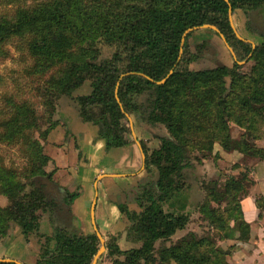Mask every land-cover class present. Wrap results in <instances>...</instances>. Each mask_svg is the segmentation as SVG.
<instances>
[{
	"label": "trees",
	"instance_id": "16d2710c",
	"mask_svg": "<svg viewBox=\"0 0 264 264\" xmlns=\"http://www.w3.org/2000/svg\"><path fill=\"white\" fill-rule=\"evenodd\" d=\"M230 8H241L255 19L257 12L264 14V0H37L16 7L10 16L0 15V45L12 35H27V50L42 69L63 65L51 73L45 88L50 112L59 95L71 96L81 119L97 126L107 150L127 143L120 120L124 112H138L147 123H164L175 139L160 136L159 146L146 151L150 179L136 193L138 209L118 204L128 220L126 239L137 244L108 246L113 264H231L209 233L188 231L165 244L190 220L181 179L190 149L205 157L217 142L224 150L264 159V146L256 144L264 138V30L253 29L261 36L254 46L241 39L231 25ZM205 23L215 25L232 47L236 58L231 65L193 66L210 43L202 39L190 44L193 29L183 34ZM98 38L115 44L110 56L98 59ZM243 59L250 61L247 69L239 63ZM86 80L87 89L78 90ZM10 103L13 109L1 122L0 139L20 142L26 164L20 174L0 155V193L8 198L0 205V239L17 220L27 236L33 233L42 241L35 264H91L99 247L95 232L39 231L36 211L52 206V192L35 180L47 173L49 160L38 147L57 120L49 116L38 129L28 101ZM231 123L242 129L235 138ZM247 172L223 182H202L205 197L199 211L220 238L250 237L240 204L247 194ZM75 195L69 194L70 199ZM254 201L264 212V194ZM157 241L164 243L156 247ZM0 264L20 263L0 259Z\"/></svg>",
	"mask_w": 264,
	"mask_h": 264
},
{
	"label": "crops",
	"instance_id": "0c3cea01",
	"mask_svg": "<svg viewBox=\"0 0 264 264\" xmlns=\"http://www.w3.org/2000/svg\"><path fill=\"white\" fill-rule=\"evenodd\" d=\"M238 11L244 12L241 8ZM259 37L260 34L249 32L247 40L258 43ZM54 117L57 123L40 139L39 146L49 160L45 166L47 174L36 176L35 180L45 183L52 192V206L36 211L39 231L47 235L57 228L78 234L95 232L99 242L104 240L106 249L113 243L122 249L130 247L131 241L125 236L128 220L118 204L138 209L136 193L150 179L145 172L146 151L159 146L163 135L159 123L145 122L138 112H124L120 120L127 143L107 150L103 139L97 137V126L81 119L71 96L60 97ZM252 176L253 186L240 204L250 223L247 240L254 246L253 252L247 253L248 259L251 264H264L263 211L254 201V187L264 179V159L256 160ZM74 192L76 195L70 199L69 194ZM257 192L264 194V188ZM247 240L240 243L247 245ZM38 250L37 237L33 233L27 236L17 220L0 239V259L35 264Z\"/></svg>",
	"mask_w": 264,
	"mask_h": 264
},
{
	"label": "rangeland",
	"instance_id": "374dc122",
	"mask_svg": "<svg viewBox=\"0 0 264 264\" xmlns=\"http://www.w3.org/2000/svg\"><path fill=\"white\" fill-rule=\"evenodd\" d=\"M35 1L37 0H0V15L4 14L10 16L13 14L16 7L32 4ZM238 10L239 8L232 10L229 15L231 25L237 36L239 35L247 40L249 39V32L254 33L253 29H255V31L264 30V14L262 15L257 12V16L253 19L250 18L251 13H249L250 15L244 14V12L239 14ZM202 39H207L210 44L206 48H203L200 52V58L193 63V66L204 67L215 65L218 62H224L229 65L232 64L233 59L236 58L235 53L224 35L217 28H213L209 24H202L194 28L192 34L188 38L190 44H194ZM250 42L253 46L256 44L251 39ZM26 43L27 35H12L0 45V134L3 131L1 122L7 118L13 109L11 108L10 100L16 102H21L23 100L28 101V104L35 109V113L38 117V129H42L47 125L49 116L55 119L54 116L57 105H59V99L61 96L67 95H59L54 100L53 110L50 112V107L46 103L47 95L45 94V88L48 86L51 73H56L58 69H62L63 65L56 64L53 67L42 69L36 58L28 52ZM95 46L99 50L98 59L110 56L115 49V44L108 43L101 38L95 41ZM239 63L242 65V69H247L250 61L247 62L246 59H243L239 60ZM87 82L88 80L77 87V89H86ZM157 123L160 125L159 132H161V134L164 135L165 132H167L169 136L174 139L164 123ZM35 129L32 127V130L37 135L38 131ZM230 131L235 138L242 129L236 124L231 123ZM256 144L264 146V138L256 140ZM39 148L40 147H38V149ZM150 150L151 149H148L147 151ZM201 152L203 151L190 149L184 161L185 165L181 170V179H183L187 192L185 210L189 211L190 220L184 228L172 234L170 238L165 241V244H170L178 240L188 231H193L197 235L209 233L214 237L215 243L226 252L225 259L228 262L231 264H251L247 253L250 254L254 250V246L251 243L252 241L250 240L249 242V240H247L248 244L245 245L240 243V241L243 242L245 240H240L236 237L220 238L218 236V231L214 230L213 227L208 224L206 218L200 213L199 205L205 197V189L202 185L203 181L216 179L219 182H223L229 175L239 176L241 171L248 170L247 174L249 180L246 181V188L247 193H249L254 182L252 169L258 158L243 155L237 149L224 150L217 142L213 145L212 151L208 152L205 157H200L202 156ZM0 155L5 165L14 166L19 170L20 174H24L23 168L26 164V157L24 154V146L20 144V142L3 141L0 139ZM263 188L264 179H261L254 187V195L260 194L257 191ZM0 198H3L4 203L1 204L2 202L0 201L1 206L8 203V198L5 194L0 193ZM261 218H263L261 220L264 222V212ZM13 221L10 222L9 229ZM257 222L258 221H256V223ZM37 240L40 248L42 241H39L38 238ZM162 243H164V241H157L156 247H159ZM136 244L135 242H130L129 246ZM99 248V254L96 252L93 257V259L95 258L94 264H113L112 257L108 255V247L106 249L103 239L99 242L98 249ZM171 264L175 263L172 262Z\"/></svg>",
	"mask_w": 264,
	"mask_h": 264
},
{
	"label": "water",
	"instance_id": "95a60500",
	"mask_svg": "<svg viewBox=\"0 0 264 264\" xmlns=\"http://www.w3.org/2000/svg\"><path fill=\"white\" fill-rule=\"evenodd\" d=\"M231 12H232V8L229 9V15L231 14ZM229 18H230V17H229ZM205 24H208V23H205ZM209 25L212 26L213 28H216V26L213 25V24H209ZM198 26H201V25H196V26H192V27L187 28V29L185 30L184 34H183V37L186 35V33H187L188 31H190V30H192V29H194V28H196V27H198ZM238 36H239V35H238ZM239 37H240V36H239ZM240 38H241V39H244V38H242V37H240ZM244 40H246V39H244ZM247 41H249V40H247ZM249 42H250V41H249ZM166 77H167V76H165L164 78L160 79L158 82H163V81L166 79ZM161 136H165V137L171 138V136H169V134H168L167 132H165V134H164V135H161ZM171 139H172V138H171ZM99 252H100V248L98 249L97 254H99ZM94 262H95V258L92 260L91 264H94Z\"/></svg>",
	"mask_w": 264,
	"mask_h": 264
}]
</instances>
